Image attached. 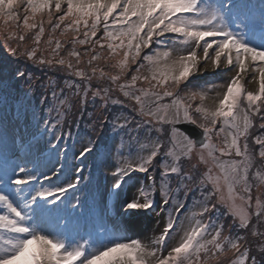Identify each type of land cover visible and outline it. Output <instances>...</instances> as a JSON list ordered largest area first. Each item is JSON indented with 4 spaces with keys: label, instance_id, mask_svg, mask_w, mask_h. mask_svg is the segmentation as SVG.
I'll return each mask as SVG.
<instances>
[{
    "label": "snow or ice",
    "instance_id": "snow-or-ice-1",
    "mask_svg": "<svg viewBox=\"0 0 264 264\" xmlns=\"http://www.w3.org/2000/svg\"><path fill=\"white\" fill-rule=\"evenodd\" d=\"M0 48L15 64L0 76V264H264V0H0ZM202 59L234 72L215 97L190 82ZM29 63L67 88L39 85L40 118L12 94L13 80L34 94ZM89 106L99 115L69 149L57 129ZM69 151L72 175L52 164ZM93 169L115 196L143 174L120 222L166 212L160 233L110 230L107 203L78 194Z\"/></svg>",
    "mask_w": 264,
    "mask_h": 264
},
{
    "label": "rangeland",
    "instance_id": "rangeland-1",
    "mask_svg": "<svg viewBox=\"0 0 264 264\" xmlns=\"http://www.w3.org/2000/svg\"><path fill=\"white\" fill-rule=\"evenodd\" d=\"M70 35L71 34H69L66 37H61V39H63V40L69 39L70 38ZM44 39H47V38L45 37ZM28 46L31 47V44H29ZM41 47L43 48L44 45L42 44ZM211 54H212V50L210 49V55ZM198 55H200L202 57V50L198 52ZM0 60H1V62L3 64H6L7 65L6 66L7 69L12 68V65L14 64V62L12 60V57L8 56L7 53H5L2 50V48H0ZM208 62L209 63L211 62L210 59L207 60V61H205V60L202 59L201 62H200V64H201V66H205L206 63H208ZM29 66L34 71L33 76L39 75V74H46L48 72H51L53 75H55L57 73V72H54V71H48L47 69H42L40 67L34 66L31 63H29ZM60 74L64 75L63 73H60ZM232 75H234V72L233 71H229L227 67H223V68H220V69L216 70V72L204 71V73H201V74H199V72L194 73L192 75V77H190V82L191 83H199V82H201L204 85H208V84H214V85H216L217 87L214 88L213 91L210 93L211 96L215 97L216 94H217V92L223 93V91L226 90V84H227L228 80L230 79V77ZM54 77H56V76H54ZM60 78H62V77H60ZM72 78L73 77H69L68 79H72ZM54 80H55V82H57L59 84V86H61V87H64L65 86V84L62 83L61 80H59V79L58 80L54 79ZM255 87L256 86L251 87L250 84H246V89L249 90V91H254L255 90ZM24 89H26V88H24ZM29 96H31L33 98V95H29ZM27 106H29V105H27ZM29 109H30V111L32 110L31 108H29ZM73 110H75L76 115L79 114L76 109H73ZM114 111H118V109H116ZM88 112H93L94 113V117L96 115H99V113L96 112L91 106H89L83 113L85 114V116L88 117ZM36 117L39 118V115L36 114ZM87 119H89V118H87ZM90 123H91V121H90ZM34 125H35V120L25 121V120L21 119L18 123L14 122L12 126L16 129V131L18 132L19 135H21V136H29V135H31L35 131ZM86 132H88V131L84 130L83 131V134L80 135V137L84 136V134ZM106 132H107V129L105 130V133ZM105 133L103 134L104 136H105ZM79 138L76 139V142H77L76 143V148L77 149H79V147H80ZM101 140H102V138H101ZM64 143H65L64 141L61 142V144H64ZM109 144H112V139H110ZM71 147H72V144L70 145V148ZM68 156H69V159H70V161H69V167H68L69 170H70V172L67 175H72L73 174L72 173V165L77 164L79 162L73 159V157H72V151L67 155V157ZM57 159H58L57 162H56L57 165L60 162L66 161V159H62L61 157H58ZM90 160H91V157H89V161ZM85 163H86L85 175H88L89 173L87 171V166H89V162L86 161ZM112 163L114 165L115 164V160H113ZM132 176H133V179L126 184V188H122V190L120 191L119 196H115V195H112V194H110L108 192V189H109V187L111 185V182L113 180V177L111 175H107L106 176L105 174H102V173H100V172H98V171H96V170L93 169L92 172H91V183H88L87 182V185H88L87 187L93 189L94 192H96L100 196V199H98V195L95 196L94 193L91 192V191H89V190L87 192H84L83 185L85 184L86 181L84 182V184L80 185V187L83 188V191L82 192H79L78 194L82 198L86 194L87 195H90L89 199L91 200L92 198H94L97 203H100L102 201H104V202L107 203L109 197L110 198H113V202H114V200H116V201L114 203H112V206L113 205H114V207H117L118 206V208L120 210L121 203L129 195L130 190L135 191V188L133 186L137 184V179L138 178H141L143 176V174L133 173ZM62 181H64V178L62 179ZM74 192H76V190H70L69 191V194L70 195H68V196H72ZM157 200H159V197H157ZM154 214L155 213H150L146 218L141 219V222H145L148 219L151 220L150 218H153L154 217ZM159 217H160V219H159L158 224H157V226H158L157 235L160 233V231L162 230V228L164 226L166 213L165 212L161 213V216H159ZM117 218H119V216H117ZM141 222H140L138 228L137 227H127V228H125L124 224H122L120 222V226L119 227L121 229H123V231L121 233H119V234L127 235V237H129V238L142 239L141 235H139V228L142 226L141 225ZM109 226H110V220L108 221V227ZM130 232H132V234ZM173 242L174 241L170 240L169 241V244H171Z\"/></svg>",
    "mask_w": 264,
    "mask_h": 264
},
{
    "label": "trees",
    "instance_id": "trees-1",
    "mask_svg": "<svg viewBox=\"0 0 264 264\" xmlns=\"http://www.w3.org/2000/svg\"><path fill=\"white\" fill-rule=\"evenodd\" d=\"M47 38V34L45 36ZM44 37V38H45ZM63 40V39H62ZM79 47V46H78ZM63 54V53H62ZM7 65L6 64H3L0 60V76H7L8 72L13 69L15 67V64L12 65V68L10 69H7L6 67ZM27 70L30 71L32 74L34 73V71L31 69V67L27 66ZM54 76H58L57 78L54 77ZM62 77V78H60ZM33 78L36 80V84H37V87L36 89L34 90V94H33V98L31 96H26L25 95V92L28 90L27 89V86L24 84L23 81H20V82H16V81H11V87H12V94L14 95V92H19L22 96V98H24L25 100V103L26 105H29L31 108H34V110H37V112L39 114H43L44 111L42 110L41 106L38 104V97L40 95V92L42 91L40 88H39V85L41 83H47L49 82V80L51 81H54V79L56 80H61L62 83H64V75L60 74V73H56L55 75H53L51 72H48L46 74H39V75H35L33 76ZM69 78V77H68ZM74 79V78H72ZM55 84L57 85V91L60 90V88H65V91H67V88L64 86V87H61L59 86V84L57 82H55ZM26 88V89H24ZM24 89V90H23ZM79 113V112H78ZM80 115V113L78 115H76L75 113V110H73L70 114H68L64 121L62 122V126H61V129L62 130H69L71 132H73V130L75 131V133H78V132H81L82 130H86V131H89L86 127H85V124L86 123H90V120L87 119L88 117L85 116V114L83 113V118L79 120V128H77V117ZM108 136V133L104 135H102V139L107 137Z\"/></svg>",
    "mask_w": 264,
    "mask_h": 264
},
{
    "label": "bare ground",
    "instance_id": "bare-ground-1",
    "mask_svg": "<svg viewBox=\"0 0 264 264\" xmlns=\"http://www.w3.org/2000/svg\"><path fill=\"white\" fill-rule=\"evenodd\" d=\"M205 66H206L205 70L199 72V74L204 73V71L216 72V70H218L220 68L227 67L226 65H221L220 68L214 69L213 67H211V62L206 63ZM250 86L253 87V86H255V84H250ZM132 192H133V190H130L128 196H131ZM159 219H160V217L154 216V219L151 220L150 223L148 222L149 225L145 229L139 231V235H141V237H142L141 240H144L146 237L150 239L153 234L157 235V232H158L157 224H158ZM116 221H117L116 218H112L113 223L114 222L116 223Z\"/></svg>",
    "mask_w": 264,
    "mask_h": 264
},
{
    "label": "water",
    "instance_id": "water-1",
    "mask_svg": "<svg viewBox=\"0 0 264 264\" xmlns=\"http://www.w3.org/2000/svg\"><path fill=\"white\" fill-rule=\"evenodd\" d=\"M178 127H181L189 134L193 133V131H199L198 129H194L193 125H188V124H182V125H179Z\"/></svg>",
    "mask_w": 264,
    "mask_h": 264
}]
</instances>
